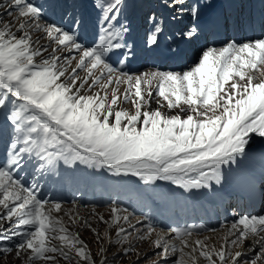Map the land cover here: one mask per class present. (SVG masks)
Listing matches in <instances>:
<instances>
[{"label":"snow or ice","instance_id":"1","mask_svg":"<svg viewBox=\"0 0 264 264\" xmlns=\"http://www.w3.org/2000/svg\"><path fill=\"white\" fill-rule=\"evenodd\" d=\"M260 3L258 14H211L208 0H0V254L21 264H264V214L234 210L231 223L208 229L222 233L213 243L192 227L133 223L115 203L106 219L41 195L82 165L206 199H222L237 178L264 201V176L257 188L243 167L264 160ZM228 30L255 38L212 46ZM201 40L198 62L184 65ZM138 55L183 70L126 71Z\"/></svg>","mask_w":264,"mask_h":264},{"label":"rangeland","instance_id":"2","mask_svg":"<svg viewBox=\"0 0 264 264\" xmlns=\"http://www.w3.org/2000/svg\"><path fill=\"white\" fill-rule=\"evenodd\" d=\"M86 2L91 5L93 0H86ZM90 10L92 11L89 7L88 11L91 12ZM94 15L95 13L93 12V16ZM3 19L8 20L9 18L5 16ZM228 32L234 34L233 30H228ZM142 35L143 27L137 26L133 33V38L137 41L138 45ZM227 41L228 40H226V42ZM203 46L204 43L201 41L189 45L188 49L190 52H187L186 50V63L184 65H191L198 62L199 57L202 55ZM214 46L219 47L222 46V44ZM139 56L143 61L141 65L132 72L145 71L148 68L156 67L159 64V60L156 61L154 57L147 58L145 55ZM158 68L161 70H167L170 67H166V65H158ZM179 70L182 71L183 68L180 67ZM153 107H156L155 103H153ZM257 158L260 159L259 156H257ZM252 161H255V159H246L243 167L245 170L250 171L254 176H257V187L259 188L262 176H264V160H256L259 165L253 164ZM64 167L65 166L62 162L58 165V168L60 169H63ZM74 169L75 170L71 171L67 178L61 179L57 183H49L48 187L50 188L52 197H49L48 199L61 202L65 209H71L73 204H75L76 211H78L81 216L89 215L91 207L95 206L97 211L102 213L107 219L110 214V208L115 203L120 207H126L129 212L133 213V223H135L137 217L146 216L148 221L158 229L170 231V229L174 227H192L193 231L198 235L211 236V242L219 243V236L222 233L209 232L208 229H219L221 224L231 223L234 218V210H237L240 213L244 211L242 205H233L228 199L224 203L222 211L219 209L218 212H216L217 216L220 214V219L212 223L213 215H210L211 217H209L208 214L211 210L209 209L207 212V210H204L206 207L202 206V202H204L206 198L202 195L194 194L195 190H193V194L186 193L183 189L166 181H155L152 185H144L135 177H116L102 170L97 171L95 169H87L82 165H76L74 166ZM252 170H255L256 173L252 172ZM68 179H70V181ZM65 184L68 186H66L68 189H63L61 187H65ZM236 184L239 185L241 182L239 179L234 178L233 183L229 187L234 188ZM116 185H124L123 191H115L113 193L111 192L109 195H105V192L115 189ZM105 196H110V198L104 199L106 198ZM209 200L210 204L214 203L219 205L221 203V199L215 197L210 198ZM183 202L187 203L184 207H182ZM137 203L139 204L138 206H136ZM144 204L148 206L145 208L142 206ZM254 205L258 204L254 203ZM192 206L194 207L192 213L185 214L183 219L178 217V214L185 212L186 208L192 209ZM171 207L172 209H170ZM197 208H200V210ZM247 208V214H264V201L262 209L260 207H252L251 209H249V207ZM168 210L172 211L168 213ZM216 215L214 219H217ZM64 219L67 221V217H64ZM92 224L93 227H98L100 232L103 233L105 225L102 223L98 224L96 221H92ZM69 227L70 230L73 229V226L70 224ZM80 232L81 238L91 245L93 252L95 253L97 245L94 242L95 238L92 233L88 229H82ZM116 247L117 246L114 245L110 248L109 255L116 250ZM141 247L146 248V242L141 244ZM0 264H21V261L15 258L14 253L7 256L0 254ZM61 264H63L62 261ZM109 264H113V262L110 260ZM115 264H122V262L116 261Z\"/></svg>","mask_w":264,"mask_h":264},{"label":"bare ground","instance_id":"3","mask_svg":"<svg viewBox=\"0 0 264 264\" xmlns=\"http://www.w3.org/2000/svg\"><path fill=\"white\" fill-rule=\"evenodd\" d=\"M220 2H221V0H208V5L209 6L205 9V11L207 13H211V14L221 13V9H220L221 8V3ZM235 2H236V0H230L231 11L232 12H234V10H235V5H236ZM218 39H221L220 34L218 35ZM137 64H138V59L133 60L130 63L131 68L136 67ZM243 194L246 195L248 203H251L253 205H254V203H256V204L260 205L259 204L260 200L259 199L257 200V198L250 196L248 191H244Z\"/></svg>","mask_w":264,"mask_h":264}]
</instances>
